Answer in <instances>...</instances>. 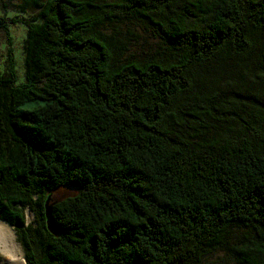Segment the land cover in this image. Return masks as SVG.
<instances>
[{
  "label": "trees",
  "instance_id": "obj_1",
  "mask_svg": "<svg viewBox=\"0 0 264 264\" xmlns=\"http://www.w3.org/2000/svg\"><path fill=\"white\" fill-rule=\"evenodd\" d=\"M133 20L173 55L116 61ZM0 38V221L25 264H264V0H0Z\"/></svg>",
  "mask_w": 264,
  "mask_h": 264
},
{
  "label": "rangeland",
  "instance_id": "obj_2",
  "mask_svg": "<svg viewBox=\"0 0 264 264\" xmlns=\"http://www.w3.org/2000/svg\"><path fill=\"white\" fill-rule=\"evenodd\" d=\"M1 1L11 4L22 2V0ZM29 13L30 12L22 14V16L27 18ZM9 27L10 35L12 37L10 47L12 49L13 70L15 74V82L18 84L24 81L23 53L21 41L24 34V27L21 24H16L15 26L10 25ZM103 31L112 34L113 26L110 24H106L103 28ZM115 37L119 38L120 40V42H116V46L114 49L116 61L127 58H137L142 60L152 56L171 57L173 55L172 49L160 39L153 28L143 22L133 20L121 24L118 27V32L115 34ZM2 40L3 38H0V41ZM6 47L7 44L5 42L0 43V65H3V62L6 59ZM75 193L76 190L71 187L59 188L52 192L53 198L56 199L73 195ZM28 216L29 221L31 219V216ZM236 234H238V231L232 230L230 235L231 242H234L236 240ZM12 241L18 247V255L23 258V251L21 245L16 240L14 231ZM0 254L2 255L1 262L6 260V258L8 259V257L6 256L7 254L2 250L1 246ZM202 264H235V262L234 259L223 248H217L203 259Z\"/></svg>",
  "mask_w": 264,
  "mask_h": 264
},
{
  "label": "bare ground",
  "instance_id": "obj_3",
  "mask_svg": "<svg viewBox=\"0 0 264 264\" xmlns=\"http://www.w3.org/2000/svg\"><path fill=\"white\" fill-rule=\"evenodd\" d=\"M12 237L13 231L10 226L0 221V246L8 257L0 264H25L24 259L18 255V247L13 243Z\"/></svg>",
  "mask_w": 264,
  "mask_h": 264
},
{
  "label": "water",
  "instance_id": "obj_4",
  "mask_svg": "<svg viewBox=\"0 0 264 264\" xmlns=\"http://www.w3.org/2000/svg\"><path fill=\"white\" fill-rule=\"evenodd\" d=\"M29 217V216H27ZM45 217H46V226L47 230L51 233L54 234L56 231V227L53 223V220L51 218V206H45ZM3 222V221H1ZM5 223V222H4ZM6 224V223H5Z\"/></svg>",
  "mask_w": 264,
  "mask_h": 264
}]
</instances>
